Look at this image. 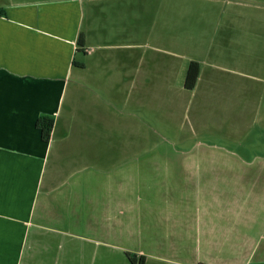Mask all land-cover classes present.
<instances>
[{
    "label": "crops",
    "instance_id": "crops-1",
    "mask_svg": "<svg viewBox=\"0 0 264 264\" xmlns=\"http://www.w3.org/2000/svg\"><path fill=\"white\" fill-rule=\"evenodd\" d=\"M97 1L0 0V264H264V141L228 152L224 174L205 156L177 167L147 155L157 114L141 81L157 62ZM240 3L213 1L223 46L246 40L228 12ZM246 3L264 73V0ZM199 65L187 92L200 95L196 113L201 103L214 112L203 95L217 92L215 66Z\"/></svg>",
    "mask_w": 264,
    "mask_h": 264
},
{
    "label": "rangeland",
    "instance_id": "rangeland-1",
    "mask_svg": "<svg viewBox=\"0 0 264 264\" xmlns=\"http://www.w3.org/2000/svg\"><path fill=\"white\" fill-rule=\"evenodd\" d=\"M213 1L217 0L97 2L108 14L118 12L119 17L124 19L117 21L119 30H124L123 33L128 30L138 33L137 38L142 46L139 50L141 59L157 62L153 72L157 77L141 81V86H149L151 95L155 96L152 99L157 114L154 121L150 119L152 147L147 155L169 158L177 167H182L181 158L205 156L213 161V164H209V168L214 166L211 171L224 174L229 170L228 152L238 154L242 146L264 141V132H261L264 119V73L257 68L261 62H253L259 60L261 52V42L252 46L259 42L260 31L258 34L252 32L250 22L243 18L245 13L252 11L250 4L246 3L247 0H239L242 3L228 7V12L239 13L234 19L237 24L235 27L242 32L238 37L246 40L243 46L234 42L231 47H227L222 45L229 42L227 29L220 28L222 18H216L221 11L214 7ZM88 4L91 7L93 5ZM93 11L97 13L99 8L95 7ZM214 40L219 41L215 43ZM235 43L238 44L236 48ZM152 47L160 48L163 53L152 52ZM119 55L123 56L122 53ZM190 60L218 67V70L215 67L212 69L218 79L217 92L213 97L203 95V98L217 103L214 112L210 105L201 103L196 113L200 95H191L183 87L182 72ZM168 65L173 66V70ZM166 66L169 69L167 76ZM222 68L227 71L220 70ZM168 97L172 101H167ZM144 130H139L141 141L146 139ZM189 166L195 170V166ZM162 167L158 163L156 170ZM117 262L113 261V264Z\"/></svg>",
    "mask_w": 264,
    "mask_h": 264
},
{
    "label": "trees",
    "instance_id": "trees-1",
    "mask_svg": "<svg viewBox=\"0 0 264 264\" xmlns=\"http://www.w3.org/2000/svg\"><path fill=\"white\" fill-rule=\"evenodd\" d=\"M78 44L80 45V48H83L85 43L83 41V36L80 37V40L78 41ZM200 75V65L198 62L192 61L189 64L184 87L186 90H193L197 84V80ZM39 125H42L44 137L46 139L50 138V134L52 132L53 127V120L43 118L38 122ZM129 260L132 264H145V258L140 257L139 259L136 256L129 257Z\"/></svg>",
    "mask_w": 264,
    "mask_h": 264
}]
</instances>
